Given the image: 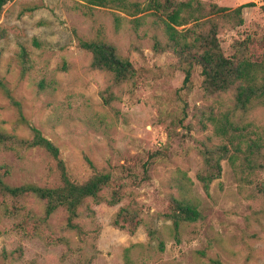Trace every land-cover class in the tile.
I'll use <instances>...</instances> for the list:
<instances>
[{
    "label": "rangeland",
    "instance_id": "374dc122",
    "mask_svg": "<svg viewBox=\"0 0 264 264\" xmlns=\"http://www.w3.org/2000/svg\"><path fill=\"white\" fill-rule=\"evenodd\" d=\"M148 1L125 0L117 8L84 0H11L0 14V80L26 120L19 121L18 109L0 88L1 131L29 139L32 127L40 129L60 148L76 182L93 174L88 160L97 170L140 179L148 154L158 155L150 179L131 185V196L119 205L88 201L76 230L68 229L60 209L40 234L32 225L20 233L0 208V264H264V106L244 112L236 109L235 91L206 95L200 67L184 89L185 73L173 52L155 51L157 39L166 43L162 24L149 12L137 14L134 3L144 8ZM200 1L231 10L253 4L240 18L214 20L227 57L247 41L246 57L264 61V0ZM97 36L133 63L139 73L135 87H115L110 75L92 67L80 40ZM103 93L113 96L109 105ZM222 126L240 137L235 143L243 142V152L228 154L221 178L207 193L198 179L203 152L230 145L217 133ZM0 165L8 167L11 186L61 184L56 162L42 149L0 148ZM173 197L188 199L201 213L177 235L164 217ZM23 205L42 217V202L29 198ZM126 206L142 217L134 235L112 224Z\"/></svg>",
    "mask_w": 264,
    "mask_h": 264
},
{
    "label": "trees",
    "instance_id": "16d2710c",
    "mask_svg": "<svg viewBox=\"0 0 264 264\" xmlns=\"http://www.w3.org/2000/svg\"><path fill=\"white\" fill-rule=\"evenodd\" d=\"M11 0H0V14ZM96 7L119 6L125 0H84ZM140 12H149L158 19L156 23L162 24L165 45L159 39L155 41V51L163 53L171 51L178 60V66L184 71L185 79L183 88L189 90L193 73L196 67H200L203 76V86L206 95H215L235 91L236 109L248 111L256 106H264V61L253 62L246 57L247 41L238 42L236 52L232 57H227L219 41L218 24L215 15L225 16L233 14L238 18L246 6H240L234 10L220 7L217 4H208L200 0H149L144 8L134 3ZM143 18L136 19L140 23ZM192 27L180 28L189 26ZM80 47L92 56V67L104 71L110 75L115 87H135L139 80V73L133 63L122 57L116 46L97 36L90 40H80ZM0 80V88L3 89L12 104L18 109L19 121L26 123L22 106L5 88ZM103 101L109 105L113 96L106 97L102 94ZM214 121V119H212ZM229 123V122H228ZM232 126V124L230 123ZM32 137L29 139L18 137L0 130V148L15 151L42 149L56 162L60 173L61 184L57 187H43L36 184H23L11 186L6 182L10 171L8 167L0 165V208L4 214L16 221L15 228L20 233H27L30 225L33 231L40 234L42 229L48 227L50 218L60 209L67 214V227L70 230L78 229L75 220L80 216V209L90 200L96 204L105 203L109 206H117L131 196L128 188L139 186L141 182L148 181L150 165L156 162L157 153L148 154V160L144 165L142 177L138 179L131 173L126 178L121 172L118 176L112 171L97 170L94 164L88 160L93 174L84 182H76L72 179L66 163L62 157L60 148L48 139L40 129L31 128ZM217 133L229 138L226 144L213 150L206 149L203 152L204 167L198 175L204 190L208 193L211 184L219 180L222 175L221 162L229 157L242 153L243 142L235 143L240 138L235 134L225 131L222 126ZM257 146L256 144L252 147ZM232 157V156H231ZM129 180V181H126ZM34 198L44 204L42 217H36L33 212L27 211L23 202ZM166 220L172 222L173 230L179 233L185 223H195L201 219L198 207L184 197H173L170 209L164 214ZM113 226L119 230L134 235L143 224L140 212L136 207L126 206L120 208L113 219ZM156 232L151 229V235ZM160 247L164 250V244Z\"/></svg>",
    "mask_w": 264,
    "mask_h": 264
}]
</instances>
